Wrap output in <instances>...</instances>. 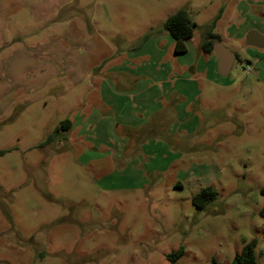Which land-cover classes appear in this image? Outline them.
<instances>
[{
  "label": "rangeland",
  "instance_id": "374dc122",
  "mask_svg": "<svg viewBox=\"0 0 264 264\" xmlns=\"http://www.w3.org/2000/svg\"><path fill=\"white\" fill-rule=\"evenodd\" d=\"M89 2L96 57L107 43L116 65L120 45L152 35L159 55L139 58L135 69L144 78L136 82L168 88L169 98V88L188 97L178 114L165 113L163 102L162 112L140 118L128 134L110 113L106 136L92 120L56 130L73 113L99 105L90 78L63 79L14 103L2 99L0 264H171L166 256L179 248V264H230L251 240L257 264H264V48L244 41L252 29L264 35V0ZM180 9L194 25L187 51L175 54L163 23ZM208 31L234 55L226 76L216 55L201 49ZM157 65L172 67L159 69L166 84L154 78ZM17 79L3 69L0 93ZM158 116L167 119L162 131ZM207 186L216 197L198 210L192 198Z\"/></svg>",
  "mask_w": 264,
  "mask_h": 264
},
{
  "label": "crops",
  "instance_id": "0c3cea01",
  "mask_svg": "<svg viewBox=\"0 0 264 264\" xmlns=\"http://www.w3.org/2000/svg\"><path fill=\"white\" fill-rule=\"evenodd\" d=\"M89 3V0H0V46H3L0 49V74L4 69L8 75L15 73L20 78L17 83H7L0 93V101L5 99L7 103H14L16 97L39 93L53 83L52 87L57 88L63 79L80 84L90 78L91 84L100 94L99 105H91L88 109H82L84 111L73 113L71 129L82 124V120H92L95 130L106 136V121L114 119L117 125L126 127L122 130L128 134L137 128L136 123L140 118L148 119L162 112L163 102H167L165 113H172V117L174 112L178 114L181 103L171 102L168 88L154 91L136 82L144 78L143 73L135 69L139 58L148 57L149 52L159 55L157 43L151 44L152 35L136 46L120 45V51L115 54L119 53L121 61L116 65L107 59L111 55V50L107 53V43L102 48L106 54L96 57V45L90 40L97 32L93 28ZM10 24L12 30L9 32ZM158 38L161 40V37ZM162 38L167 40V36ZM215 58L217 67L218 60ZM159 69L168 71L172 67L154 66V78L166 84L165 76ZM108 77L124 83L119 86L117 81L115 84L108 81ZM105 83H109L110 87L105 86ZM169 91L183 100L188 97L180 90L169 88ZM110 113L113 119L109 118ZM137 113L143 116L137 117ZM93 119L97 120V125ZM166 122L165 117L158 118L157 124L161 131L167 125ZM85 123L80 136H84L85 128L88 127ZM120 146H124L122 141Z\"/></svg>",
  "mask_w": 264,
  "mask_h": 264
},
{
  "label": "trees",
  "instance_id": "16d2710c",
  "mask_svg": "<svg viewBox=\"0 0 264 264\" xmlns=\"http://www.w3.org/2000/svg\"><path fill=\"white\" fill-rule=\"evenodd\" d=\"M215 22L212 23L214 26ZM193 22L190 20L187 12L183 9L176 11L174 14L167 17L163 23V29L167 31V33L173 39V51L176 54L185 53L187 51L186 42L190 40L193 34ZM220 38L218 34L213 33L212 31H208L205 35V38L201 44V49L204 53H213V44L216 41H219ZM177 96V97H173ZM170 100L173 103L183 101L181 96L176 95V93H172L170 96ZM170 102V103H171ZM72 127L71 120H63L60 125L56 128L57 131H68ZM55 130L51 135H49L46 139V142H49L53 139V135L55 134ZM45 143V141H44ZM1 151L0 153H3ZM260 194L263 197V204L259 210V215L264 221V186L260 189ZM216 197V190L212 187L207 186L202 188L197 194H195L192 198V202L198 210H203L204 207L212 202ZM255 246L256 241L251 240L246 243L241 251L235 255L230 264H257L255 259ZM182 253V248H179L173 253L167 254L166 258L171 262V264H179L177 262L178 257Z\"/></svg>",
  "mask_w": 264,
  "mask_h": 264
},
{
  "label": "water",
  "instance_id": "95a60500",
  "mask_svg": "<svg viewBox=\"0 0 264 264\" xmlns=\"http://www.w3.org/2000/svg\"><path fill=\"white\" fill-rule=\"evenodd\" d=\"M245 44L256 48H264V35L256 30H249L244 36ZM213 53L217 57V69L221 76H226L233 64L234 55L220 41L213 44Z\"/></svg>",
  "mask_w": 264,
  "mask_h": 264
}]
</instances>
